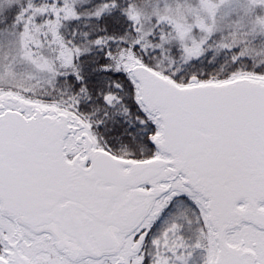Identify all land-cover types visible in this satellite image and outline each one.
<instances>
[{
    "label": "snow or ice",
    "instance_id": "6c2138e0",
    "mask_svg": "<svg viewBox=\"0 0 264 264\" xmlns=\"http://www.w3.org/2000/svg\"><path fill=\"white\" fill-rule=\"evenodd\" d=\"M0 264H264V0H0Z\"/></svg>",
    "mask_w": 264,
    "mask_h": 264
}]
</instances>
